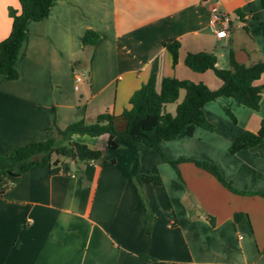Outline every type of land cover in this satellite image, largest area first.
Instances as JSON below:
<instances>
[{"label": "crops", "instance_id": "1", "mask_svg": "<svg viewBox=\"0 0 264 264\" xmlns=\"http://www.w3.org/2000/svg\"><path fill=\"white\" fill-rule=\"evenodd\" d=\"M212 6L237 20L246 17L240 44L231 31L225 38L214 35ZM10 7L18 9V0H0V40L11 29ZM263 19L260 0H53L47 17L27 22L18 78H0V152L43 140L53 135V121L64 128L89 109L121 113L152 75L157 84L173 76L217 88L214 72L189 69L185 54L211 52L219 67H228L229 52L244 64L264 58ZM86 29L99 38L79 65L86 66L89 88L88 102L81 103L67 86ZM173 40L180 42L174 67L163 46ZM263 79L264 73L256 83ZM204 112L214 131L197 127L192 135L161 141L160 149L170 159L216 164L239 190L264 191V142L228 152L241 132L258 130L264 92L256 110L221 96L207 101ZM98 148L100 160L35 164L11 179L0 195V264H264V196L233 193L188 160L178 165L179 177L144 143L136 150ZM137 169L158 173L162 185L136 184ZM237 212L243 213L238 221Z\"/></svg>", "mask_w": 264, "mask_h": 264}, {"label": "trees", "instance_id": "2", "mask_svg": "<svg viewBox=\"0 0 264 264\" xmlns=\"http://www.w3.org/2000/svg\"><path fill=\"white\" fill-rule=\"evenodd\" d=\"M264 6V0H260ZM19 8H9L11 29L9 34L0 40V78L15 80L18 78L17 61L23 55V44L26 38L27 22L38 21L48 16L53 0H18ZM236 14L241 15L236 9ZM264 32V19L261 21ZM99 34L93 29H86L81 37V49L85 58L74 61L73 68L86 61L91 48L95 45ZM169 53L172 67L178 61L180 42L173 40L163 43ZM183 62L195 72L212 70L220 79L217 88H210L203 82H193L173 76H163L159 84L155 75L135 89L128 99V105L119 114L112 111L98 113L93 119L85 117L68 123L59 128L53 121L49 127L53 135L43 139L17 146L7 153L0 152V195L8 187L12 178L26 172L35 164L50 165L59 159L100 160L103 150L90 147L87 143L74 138V134L88 136L106 135V148H117L123 144L136 150L138 144L156 149L162 160L168 162L180 177L178 165L183 161H191L199 168L212 174L224 187L236 194H258L264 196V191H244L233 186L220 172L218 166L207 160L192 157L168 158L160 149V142L174 138L178 134L192 135L197 127L214 131L215 125L210 122L204 112V104L209 100L225 96L231 97L251 109H258L260 98L264 92V58H259L249 64L237 61L229 52L228 67H219L216 56L201 50L187 52ZM183 95L180 97V92ZM175 103L174 112L167 111L166 106ZM228 117L235 122L236 118L229 109H224ZM122 121L119 125L118 122ZM59 135L61 139H57ZM264 142V118L260 121L257 131L245 130L236 136L228 147V152L235 153ZM136 184L153 183L162 185L158 173H144L139 169L134 173ZM242 212L234 213V219L240 220ZM213 223V222H212ZM151 226V217L146 232ZM140 257L151 259L141 254Z\"/></svg>", "mask_w": 264, "mask_h": 264}, {"label": "rangeland", "instance_id": "3", "mask_svg": "<svg viewBox=\"0 0 264 264\" xmlns=\"http://www.w3.org/2000/svg\"><path fill=\"white\" fill-rule=\"evenodd\" d=\"M231 16V19H232V22L234 23V26L235 27H232L230 29V31L235 35V39L234 41L237 43V44H240L241 43V40H243L244 37H246V28H243L241 26H239V22L237 19H235V15L234 14H230ZM249 30V29H248ZM245 39V38H244ZM255 49L257 50V54L260 53V50H259V47H258V44L256 45ZM86 56L85 54V51L81 50L79 52V55H76L74 60L75 61H78V60H81V59H84ZM259 56V55H258ZM227 59V53L225 55V57H220V62H224V60ZM75 71L77 73H79L82 77V80L81 81H74V79L72 80L71 82V89L69 86H67V93H71V95L73 96V99L74 100H77L81 103H87L88 100H87V96L86 94H84V91H87L89 88H88V85L86 83V76H87V73H86V66L85 68L82 67V66H77L74 68ZM89 91V90H88ZM183 95V91L180 92V97ZM166 109L167 111L173 113L174 112V109H175V103H170L166 106ZM98 111H96V109H93V111H91L90 109L86 111V119L87 120H91L94 118V116L97 114ZM101 113V112H100ZM119 125L122 124V121H119L118 122ZM84 134H79L77 135L78 139L83 141V142H86L88 144H95L96 146L98 147H102L105 145V142H106V135H101V136H97V139L98 140H91V137L89 136H85L87 139H85V137L83 136ZM57 139H61V137L59 135H55ZM83 139V140H82Z\"/></svg>", "mask_w": 264, "mask_h": 264}, {"label": "built area", "instance_id": "4", "mask_svg": "<svg viewBox=\"0 0 264 264\" xmlns=\"http://www.w3.org/2000/svg\"><path fill=\"white\" fill-rule=\"evenodd\" d=\"M211 28L214 35L217 38H225L228 36L229 31L234 23L232 22L230 13L219 9L217 6L211 7ZM246 17L238 19V24L243 26L245 24ZM82 77L79 73H74V81H81Z\"/></svg>", "mask_w": 264, "mask_h": 264}]
</instances>
